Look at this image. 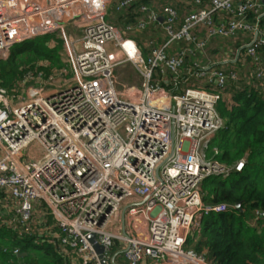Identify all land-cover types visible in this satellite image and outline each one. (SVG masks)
Masks as SVG:
<instances>
[{
    "label": "built area",
    "instance_id": "2783aa9c",
    "mask_svg": "<svg viewBox=\"0 0 264 264\" xmlns=\"http://www.w3.org/2000/svg\"><path fill=\"white\" fill-rule=\"evenodd\" d=\"M161 1L118 0L113 22L112 0H0V65L54 34L67 67L28 73L14 95L0 75V230L72 264H210L185 245L202 216L235 210L204 205L201 184L244 169L206 150L224 124L217 105L264 92V0H177L182 18ZM239 37L232 67L200 59ZM30 146L40 159L26 161Z\"/></svg>",
    "mask_w": 264,
    "mask_h": 264
},
{
    "label": "trees",
    "instance_id": "16d2710c",
    "mask_svg": "<svg viewBox=\"0 0 264 264\" xmlns=\"http://www.w3.org/2000/svg\"><path fill=\"white\" fill-rule=\"evenodd\" d=\"M137 7L129 10L130 16ZM61 50L54 34L13 47L9 59L0 65L7 94H21L23 88L18 85L28 73H41L45 80L62 74L67 67L60 59ZM233 93L230 109L217 105L224 124L211 138L206 157L224 166L244 159L245 166L227 179L205 180L201 193L204 205L225 204L235 209L240 204V211L202 216L185 248L203 253L210 264H264V216L256 221L254 216L255 212L264 214V92L250 85ZM14 249L19 253L13 254ZM0 264L72 263L51 244L0 230Z\"/></svg>",
    "mask_w": 264,
    "mask_h": 264
},
{
    "label": "crops",
    "instance_id": "0c3cea01",
    "mask_svg": "<svg viewBox=\"0 0 264 264\" xmlns=\"http://www.w3.org/2000/svg\"><path fill=\"white\" fill-rule=\"evenodd\" d=\"M117 1L118 0H114L112 9L108 10L109 16H111L110 20L113 21V22H114V20L112 19V17H113L112 13L114 12V8H115V5H116ZM158 4L159 5L169 4V5H172V6L176 7L178 9L180 18H182L183 16H185L189 12L177 0H162ZM116 20H120V19H116ZM117 25H120V24H117ZM247 41L248 40L246 39V37H239L236 40H228V41H224V40H220L219 39V40L214 41L213 43L209 44V48L210 49H209L208 55L210 57L208 56L207 60H205L204 58H200V59L203 62H206V61L215 62V64L218 65L219 67H225V68L232 67L233 66V61H231V63H226L225 60H227V59L230 60V57H229L230 54L232 52H234L236 50V48H238L240 45L246 43ZM225 44H227L228 46H226ZM147 264H155V263H147Z\"/></svg>",
    "mask_w": 264,
    "mask_h": 264
},
{
    "label": "rangeland",
    "instance_id": "374dc122",
    "mask_svg": "<svg viewBox=\"0 0 264 264\" xmlns=\"http://www.w3.org/2000/svg\"><path fill=\"white\" fill-rule=\"evenodd\" d=\"M113 1H114V0H112V3L108 6V10H111V9H112ZM225 45L228 46L227 44H225ZM229 57H230V58H233V55H230ZM131 76H133V74H131ZM124 77H126L125 74H124ZM127 79H129L128 82L131 81V78H129L128 76H127ZM32 156H33V148H31V146H30V147H28V148L25 150L26 161L34 160L35 158H36V159H40L41 156H42V154H41L39 151H37V153L34 155V157H32ZM39 210H40V211H44V207H41Z\"/></svg>",
    "mask_w": 264,
    "mask_h": 264
},
{
    "label": "water",
    "instance_id": "95a60500",
    "mask_svg": "<svg viewBox=\"0 0 264 264\" xmlns=\"http://www.w3.org/2000/svg\"><path fill=\"white\" fill-rule=\"evenodd\" d=\"M77 50H79L80 49V45H76V47H75ZM235 210L237 211V212H239L240 211V204H236L235 205ZM88 240L92 243L93 242V236H90L89 238H88ZM94 249L96 250V252L97 253H100V248L98 247V246H96L95 245V247H94ZM100 264H107V262H105V261H101L100 262Z\"/></svg>",
    "mask_w": 264,
    "mask_h": 264
}]
</instances>
